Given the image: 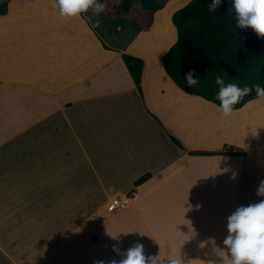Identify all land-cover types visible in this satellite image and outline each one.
<instances>
[{
	"label": "crops",
	"instance_id": "obj_1",
	"mask_svg": "<svg viewBox=\"0 0 264 264\" xmlns=\"http://www.w3.org/2000/svg\"><path fill=\"white\" fill-rule=\"evenodd\" d=\"M29 2L12 3L9 15L31 16L40 23L39 14H47L44 20L52 27L42 39L32 34V59L27 57L28 65L24 64L31 80L15 71L20 70L14 64L19 57L0 50V211L14 212L10 214L13 219L0 228L14 233L21 253L12 260L0 252V264H23V253L39 257L34 256L35 247L42 241L25 247L34 241L39 222H34L36 218L26 222L24 217L37 216L42 206L54 214L61 208V200L71 197L73 180L75 185L84 181L81 196L85 185L96 184L94 194L101 196L98 200L104 205L95 221L112 237L108 244L112 250L101 246L99 239L94 242L96 248L102 247L99 253L71 258L72 253L81 255L90 238L84 227L78 236L75 233L63 247L48 250L35 264H112L136 243L144 245L146 257L159 255L161 264L170 257L182 258L181 264H223L210 238L215 239V247L223 248L228 217L239 206L264 199L256 195L259 181L264 179V137H258L256 130L250 135L258 138L233 131L236 133L227 137L207 136L213 147L196 148L191 143L188 135L194 126L217 107L184 93L166 73L163 57L177 42L171 13L163 12L167 8L156 14L149 34L139 37L138 33L131 49H125L124 55L144 62L139 91L123 55L115 58L114 49L112 54L104 53L98 30L84 17L78 18L80 29L68 34L63 24L69 22H62L52 4ZM7 18H0L5 21L0 28L5 23L18 25ZM156 24L159 27L154 32ZM56 37L61 43L57 47L51 44L58 42ZM149 96L159 115L150 108ZM251 103L241 110H248ZM225 145L236 154L227 155ZM106 170H110L109 179ZM146 175L149 180L135 187ZM132 190L135 198L127 206L111 208L115 197L127 198ZM45 240L47 244L55 241ZM104 249L108 250L106 256Z\"/></svg>",
	"mask_w": 264,
	"mask_h": 264
},
{
	"label": "rangeland",
	"instance_id": "obj_2",
	"mask_svg": "<svg viewBox=\"0 0 264 264\" xmlns=\"http://www.w3.org/2000/svg\"><path fill=\"white\" fill-rule=\"evenodd\" d=\"M35 1H37L38 3H35ZM190 1L191 0H176L174 3L168 6L167 11L165 10L163 12L164 13L170 12L171 13L170 20H172L173 15L177 11H180L183 8H185L190 3ZM26 2H29V1H26ZM12 3L22 4V3H25V1H13ZM29 3H34V4L42 3V5L45 3H48V4L54 5L55 0H32ZM176 4H179V5L175 6ZM181 5H184V6H182L181 8H177V7H180ZM27 11L29 10L27 9L26 12ZM46 11H48V9H46ZM46 11L44 10V13H46ZM49 11H51V9H49ZM52 11L58 12L59 14V11L57 8L52 9ZM22 16L24 15H15V16L8 15L9 18L7 19L14 20L15 22H17L18 25L7 24V23H5L4 26L2 25V28H0V50H2L3 52L11 53V57H14V56L19 57L17 58V61L14 62V64H16V68H19L20 70H15V71L20 72L18 76H22L24 79L31 80V73L28 71H25L24 64L28 65L29 61L27 57L30 58V56H32V44L31 43H33L32 39L34 38V35L32 34L37 33L41 35L40 38L42 39L44 35H48L49 33H51L49 32L45 34L46 30H50L52 26L46 23V20H44V16H47V14H44V16L43 14H39V16L42 18V20H40L41 21L40 23H36L38 22L37 18L31 19L33 18L31 16H30L31 18L26 17V16L22 17ZM91 16L92 14L85 13V14H82L80 17H77V18L74 17L72 22L70 21V18H63L62 22H69L70 24L69 23L63 24L65 28H63L62 24H60V27H62L64 31L68 32V34L69 33L74 34L77 28L79 27V25L81 26V21H78L79 20L78 18L83 19L84 17L88 21L89 25H91L92 27H95L94 24H96V22L98 21L99 26L95 28L98 30V35L100 36V39L104 43V46L106 48V49L103 48L104 49L103 52L106 54H112L111 51H113L112 49H114V52L116 53V54L113 53L115 55V58L126 54V50H125L126 47L131 49L132 47L131 44L135 40V38L138 36L137 35L138 33H139V37L142 34L150 33V30L142 31L136 28L134 30L132 28V25L129 24L128 22L122 23V24L106 23L101 19L100 16L93 17L90 20L89 17ZM55 21H58V20H55ZM2 22H5V21H0V24ZM85 22L86 21L84 22L82 21V23H85ZM171 23L173 24V21H171ZM158 27H159V24H156V26L153 28L154 32L156 31V29L158 30ZM17 29L19 30L16 31ZM56 39L58 40V42L51 43V44H54L57 47L58 45H61V43L58 37H56ZM45 44L46 43L44 41H39L40 46L45 47ZM66 44L71 45V43L67 40H66ZM161 49H163V46H161L160 50ZM156 56H158V54H154V57ZM32 61L33 60H31V62ZM28 70L31 71V69L29 68ZM148 103L150 105V108H152V110L158 114L160 110L158 108H155V105L153 103V99L151 98V96L148 97ZM252 103L253 105L248 110L244 112L242 111L243 109L238 111V113H240L238 116L234 115L233 113L235 112H233L232 115L228 118H224L220 111L215 112L216 110H219V108L215 105L217 109L209 111L208 114L210 115L204 116V118L200 122V125L194 126L196 129L194 128L188 135V137L192 138L190 139L192 140L191 143L196 148L197 147H200V148L213 147L211 146L212 144L209 143L207 136L214 137L216 134H220L222 135V137L223 136L227 137L228 135L232 136L236 133L233 131H237V133L238 132L241 133V131H245L247 133L246 135L250 138L251 137H255V138L264 137V99H261L259 101L253 100ZM208 127H211V130L208 131ZM254 130H256V132L259 133L258 137L250 135V133L253 132ZM188 137L187 139H189ZM203 137H205L204 141H203ZM229 142H232V141H228L227 144ZM248 143H250V141ZM227 146L230 147L229 145H225L224 148L227 149ZM108 171L107 170L105 171V174L107 175L106 176L107 179H109L108 175H110L109 173H107ZM89 172H90V177L88 178H91V171ZM101 175H97V176L102 178ZM112 175H114V173ZM74 181L75 180L72 181L73 182L72 188L74 189V191H72L71 197L68 198L66 201L61 200L60 202L61 208L57 210L54 214H51V215L50 213L48 214V211H44L46 206H42L40 207V211H39V214H37V216H35L34 214V215L24 217L25 219L24 221L26 222L34 218H36L34 219V222H37V221L39 222L36 225L38 230L37 231L34 230V233H33L34 236L32 238L34 241L32 243H26L25 247L27 248L34 247L33 244L36 245L37 241H42L43 243L37 244L38 247L37 245L35 247L38 249V251L36 250L37 252L34 254V256H39L37 259L36 257L33 258L31 255L23 253L22 255L23 264H35L36 262H38L40 258H42V256H44L48 252V250L53 251L55 249H58V246L63 247L64 244L68 243L71 240V237L75 233L76 235L77 234L79 235L81 232H83L84 230L82 228L84 227L87 228L86 233L88 234V236H90V238H88L87 243H85L84 250L80 251L81 255L80 254L73 255L72 253V255H69L71 256V258H73V256L74 257H79V256L86 257L90 255H91L90 257H92L93 254L99 253L102 247L98 249L94 245V242L96 241L98 242L99 239L102 240L101 246H105L109 250V252H111L112 248H110L108 244H110L112 237L108 236V233L105 232L104 228L102 226L99 227L97 225L98 222L95 221L96 220L95 214L97 213L99 208L103 207L104 205L103 201L98 200V198H100L101 196L98 194H94L96 184L92 182V184H89L91 186L85 185L86 192L84 193L83 196H81L78 194L82 193L80 186L84 184L83 183L84 181L82 180V184L80 183L78 185H75ZM89 181H92V180H89ZM248 181L252 182L254 180H248ZM87 182H88V179H87ZM93 187H94V190H92ZM129 197L131 199L135 198L134 190L131 191V194L129 195ZM115 198H118V197H115ZM59 201L60 200H58V202ZM11 213H14V212H10L9 210H7V213L5 211L4 212L0 211V226L6 224L8 221L10 222V220L13 219V216L10 215ZM52 220L55 222H53ZM87 220H88V226H86ZM52 224H55L54 227L51 226ZM46 236H48L49 240H53V241L55 240V241L51 244H47L45 239H48V238H46ZM108 250H105V249L102 250L105 256L107 255L106 253ZM0 252L2 253L4 252L8 256V258L12 260H15L13 258L14 256H17V255L21 256V253H18V250L16 249V246L14 243V233H6L3 228L2 229L0 228ZM67 253H70V252L67 251ZM114 256L116 257V254L113 255V257Z\"/></svg>",
	"mask_w": 264,
	"mask_h": 264
},
{
	"label": "trees",
	"instance_id": "obj_3",
	"mask_svg": "<svg viewBox=\"0 0 264 264\" xmlns=\"http://www.w3.org/2000/svg\"><path fill=\"white\" fill-rule=\"evenodd\" d=\"M13 1L0 0V18L9 15ZM172 0H100L105 11L99 16L106 23H129L135 30H150L154 26L157 13L167 7ZM211 0H191L172 21L177 29V42L163 57V66L173 83L184 93L219 105L215 99L219 91L216 77L225 83H237L240 87L260 84L264 86V38L259 37L251 28L236 27L235 12L230 10L231 0H223L216 11H209ZM89 9L88 14H93ZM137 31V30H136ZM125 64L137 86L141 90L144 62L131 55H123ZM195 70L200 82L189 87L185 75ZM258 98L255 91L244 96L234 106L240 111ZM176 144L180 145L178 141ZM227 155H235L228 147ZM225 153V152H224ZM223 153V154H224ZM217 153L215 155H218ZM196 155V154H195ZM208 155V154H207ZM222 155V154H221ZM150 175L136 181L135 187L147 182Z\"/></svg>",
	"mask_w": 264,
	"mask_h": 264
},
{
	"label": "clouds",
	"instance_id": "obj_4",
	"mask_svg": "<svg viewBox=\"0 0 264 264\" xmlns=\"http://www.w3.org/2000/svg\"><path fill=\"white\" fill-rule=\"evenodd\" d=\"M222 3L223 0H211L208 4L209 11H216ZM231 4L230 10L235 12L236 27L251 28L259 37L264 38V0H231ZM53 6L58 9L61 18L80 17L89 9H94L90 20L99 16L106 8L100 0H55ZM94 26L98 27L99 22L97 21ZM194 77L195 70L185 75L189 87H194L200 82L198 77ZM215 82L219 86L215 99L220 102L218 108L224 118L230 117L235 110L234 106L252 91H255L258 98H264V86L260 84L240 87L237 83H225L219 75ZM256 195L264 197V179L259 181ZM227 232L223 248L215 247V239L210 238L214 245L213 251L223 264H264V199L239 206L228 217ZM202 245L205 246L204 243L201 247ZM113 250L119 252V249ZM182 261V258L170 257L164 264H181ZM112 264H161V261L159 255L146 257L144 245L136 243L122 254L120 260H113Z\"/></svg>",
	"mask_w": 264,
	"mask_h": 264
},
{
	"label": "built area",
	"instance_id": "obj_5",
	"mask_svg": "<svg viewBox=\"0 0 264 264\" xmlns=\"http://www.w3.org/2000/svg\"><path fill=\"white\" fill-rule=\"evenodd\" d=\"M128 199H130L129 196H127ZM126 204L123 203L122 198H115L112 202H111V208L114 209H121L122 207H124Z\"/></svg>",
	"mask_w": 264,
	"mask_h": 264
},
{
	"label": "bare ground",
	"instance_id": "obj_6",
	"mask_svg": "<svg viewBox=\"0 0 264 264\" xmlns=\"http://www.w3.org/2000/svg\"><path fill=\"white\" fill-rule=\"evenodd\" d=\"M169 4L171 5V2H170ZM169 4L167 5L166 8H168ZM182 6H184V5H181V7H182ZM181 7H178V8H181ZM122 201H123L124 204H126L125 206H127L128 202H129L130 200H129L128 198H124V199H122ZM125 206H124V207H125Z\"/></svg>",
	"mask_w": 264,
	"mask_h": 264
}]
</instances>
